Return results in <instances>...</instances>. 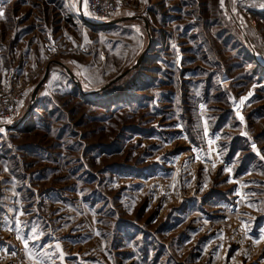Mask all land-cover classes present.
<instances>
[{"label":"rangeland","instance_id":"obj_1","mask_svg":"<svg viewBox=\"0 0 264 264\" xmlns=\"http://www.w3.org/2000/svg\"><path fill=\"white\" fill-rule=\"evenodd\" d=\"M80 2L0 0V77L56 53L9 125L25 120L0 128V264H264L258 15L179 0L160 53L102 90L156 19L133 0V19L93 29Z\"/></svg>","mask_w":264,"mask_h":264},{"label":"built area","instance_id":"obj_2","mask_svg":"<svg viewBox=\"0 0 264 264\" xmlns=\"http://www.w3.org/2000/svg\"><path fill=\"white\" fill-rule=\"evenodd\" d=\"M251 0H241V11L253 24L255 10L250 5ZM87 13L97 24H103L117 18L127 8H135L133 0H87ZM83 22L84 18L79 19ZM147 20L151 23L153 19L149 16ZM53 49L47 52L46 63L39 64L31 70H18L0 79V126L14 120L27 98L29 90L44 76L48 65L55 58ZM248 247L251 254L257 249V242L249 240Z\"/></svg>","mask_w":264,"mask_h":264},{"label":"crops","instance_id":"obj_3","mask_svg":"<svg viewBox=\"0 0 264 264\" xmlns=\"http://www.w3.org/2000/svg\"><path fill=\"white\" fill-rule=\"evenodd\" d=\"M176 3H179V0H148V8H149L150 15L154 19H156V23H155V26H152V31H151L152 34H151L150 30L148 29L149 25L147 23V20L144 19V23L146 25L147 32H148L149 39H150L149 45L151 44V47L146 55V58L149 56L151 59L155 58L156 55L160 53L159 51H161L162 47L165 45L166 41L164 40V37H165L164 31L166 29V26L170 24L171 21L173 22V19H174L173 14H172L173 17L171 16L168 17V14H171L170 11H173V10L177 11L180 8V6L177 5ZM227 3L228 5H230L231 0H227ZM250 4L252 8L255 10V14L258 15L260 23L264 25V0H251ZM74 12H75L74 15L77 18L78 22H80L79 19L84 18L86 20L80 23L87 24L89 27L93 29H103V28L113 27V26H101L102 24H97L96 22L92 20L91 17L87 16L85 8H83L82 0L80 2L79 8H76ZM118 17L122 18L126 16L120 15ZM131 18L133 19L134 17H131ZM18 70L20 69L16 68V71ZM11 71L13 70L9 68L8 72L6 74L3 73L0 79L2 77H5L11 74L10 73ZM5 125H9V123Z\"/></svg>","mask_w":264,"mask_h":264},{"label":"water","instance_id":"obj_4","mask_svg":"<svg viewBox=\"0 0 264 264\" xmlns=\"http://www.w3.org/2000/svg\"><path fill=\"white\" fill-rule=\"evenodd\" d=\"M132 18L131 17H122V18H116L112 21H109V22H106V23H103L102 25L103 26H114V25H117L121 22H124V21H127V20H131ZM151 47V44L146 48V50L141 54V56L138 58V60L136 61V63L128 70H126L124 73H122L120 76H118L116 79H114L112 82H110L107 86H105L104 88H102V90L108 88L110 85H112L113 83L117 82L118 80H120L121 78H123L124 76H126L129 72H131L132 70H136L137 68H139L145 58H146V55L149 51ZM63 65V64H61ZM68 74L72 77V79L74 80L75 84L77 85V87L85 94V95H88V94H96V93H99L100 91L102 90H99V91H95V92H84V89H83V86L82 84L77 80L75 74L65 65H63ZM49 74H50V66H48L47 68V71L44 75V77L40 80V82L37 84V86L35 87L34 91H33V94H32V99L35 100L38 93H39V90L41 89V87L44 85V83L46 82L47 78L49 77ZM33 109V108H31ZM25 120V117L16 125V126H12V125H3V126H0V128H7V129H14L18 126L21 125V123Z\"/></svg>","mask_w":264,"mask_h":264},{"label":"snow or ice","instance_id":"obj_5","mask_svg":"<svg viewBox=\"0 0 264 264\" xmlns=\"http://www.w3.org/2000/svg\"><path fill=\"white\" fill-rule=\"evenodd\" d=\"M82 3H83V7L85 8V10H87V7H88V5H87V0H82ZM222 3H223V0H222ZM4 15V13L2 12V11H0V16H3ZM53 50H55V49H53ZM241 119H243V117H241ZM0 131H3L2 129H0ZM244 135H248L247 133H244ZM256 145L253 143L252 144V148L253 149H256ZM35 238V237H34ZM262 238H264V237H262ZM25 244L27 245V241H25ZM57 247H59V245H57ZM30 255H31V253H30ZM37 264H40V262L39 261H37Z\"/></svg>","mask_w":264,"mask_h":264},{"label":"bare ground","instance_id":"obj_6","mask_svg":"<svg viewBox=\"0 0 264 264\" xmlns=\"http://www.w3.org/2000/svg\"><path fill=\"white\" fill-rule=\"evenodd\" d=\"M101 26H103V25H101Z\"/></svg>","mask_w":264,"mask_h":264}]
</instances>
